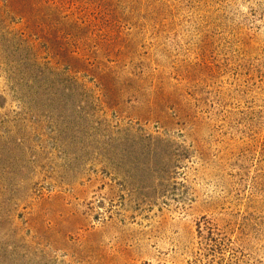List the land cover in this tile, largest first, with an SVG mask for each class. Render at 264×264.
Listing matches in <instances>:
<instances>
[{
  "label": "rangeland",
  "instance_id": "374dc122",
  "mask_svg": "<svg viewBox=\"0 0 264 264\" xmlns=\"http://www.w3.org/2000/svg\"><path fill=\"white\" fill-rule=\"evenodd\" d=\"M0 264H264V0H0Z\"/></svg>",
  "mask_w": 264,
  "mask_h": 264
}]
</instances>
